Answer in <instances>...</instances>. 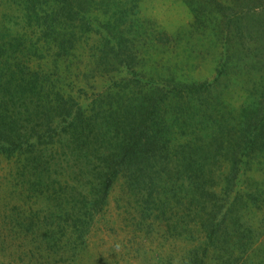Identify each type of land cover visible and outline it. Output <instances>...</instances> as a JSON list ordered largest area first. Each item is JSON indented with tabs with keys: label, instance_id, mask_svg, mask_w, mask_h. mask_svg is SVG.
I'll list each match as a JSON object with an SVG mask.
<instances>
[{
	"label": "rangeland",
	"instance_id": "rangeland-1",
	"mask_svg": "<svg viewBox=\"0 0 264 264\" xmlns=\"http://www.w3.org/2000/svg\"><path fill=\"white\" fill-rule=\"evenodd\" d=\"M36 1L0 0V112L21 103L18 122L56 138L0 156V264H264V152L242 150L253 133L241 129L249 112L264 121V0H67L72 19L54 15L60 0ZM69 99L102 110L95 129L62 132L53 109ZM147 108L168 147L152 197L118 176L92 205L112 122L126 131V113ZM217 138L244 154L236 169L210 165ZM235 201L240 232L228 222L235 239L209 241L203 209ZM219 215L210 230L224 239Z\"/></svg>",
	"mask_w": 264,
	"mask_h": 264
},
{
	"label": "trees",
	"instance_id": "trees-1",
	"mask_svg": "<svg viewBox=\"0 0 264 264\" xmlns=\"http://www.w3.org/2000/svg\"><path fill=\"white\" fill-rule=\"evenodd\" d=\"M28 1L29 3L31 2L32 6L38 3V1L36 0ZM60 1L61 2H59L58 7H54V15L61 17L68 16V18L72 19L70 17L71 10L69 2L67 0ZM27 5L29 6V4ZM217 8L220 15L222 17L224 16L225 21H227V23L229 24L232 20V17L230 15H225L224 11H221L219 7ZM33 14L34 18L36 19L38 15H36L34 12ZM237 15L234 17L237 20L234 19L233 23L239 20L241 14L238 13ZM45 17H47V15H45ZM8 55L9 50H6L4 45L0 46V58L1 56ZM36 84H38L36 81L28 83L27 86L29 87L26 91V94H38V91L36 92L35 90V88L37 87ZM10 85L11 84L8 83V87ZM14 88H16L17 91L18 89H20L21 92H23L24 90L21 84L15 85ZM3 92L6 93L5 91ZM24 98L26 99V97ZM62 102L63 101L56 103L53 110L56 117L62 119L63 127L61 128V130L66 135L70 134L71 137L79 136L80 133L84 132L85 130L95 129L94 127H97V125L100 123L98 119V113H101L102 110L100 111L98 109V111L95 112L91 110V113H88L86 115V111L83 113L80 106L75 104L74 101L69 99L65 102L64 105L62 104ZM16 105L14 107H16ZM260 110H262V108ZM23 111L24 109H22V104L19 103L18 109L15 110L14 113L13 111L12 113L10 112V116H8V114L0 112V156H3L4 159H11V157L15 153L24 151L27 148L26 146L31 143L33 137H36V142L41 144L46 142L45 136H48L47 142H49V144L54 141V135H47L46 132L38 131L40 128L39 123H35L33 125L34 127H30V130H27L26 126L23 124V118L21 119L22 124L19 123L18 120L20 119V117H22ZM107 111V116H110L112 111L110 109ZM150 112L151 111H149L148 108L146 109V112H144L145 114H137L134 111L127 112L125 116L129 120L130 126H127L128 128L126 131H118L116 129L115 123L112 122V130L119 133L115 138L116 141L113 142L116 143L113 145V150L108 152V157L106 160V162L108 163H106V168L92 169V175L95 178V185H93L97 187V193L95 195L92 194V190L94 188L93 186H90V192L88 193V196L90 197V199H88V202L92 205H96L98 203V201L96 202L97 198H99L101 205L105 203L108 192L118 176L124 178L127 183L130 184L129 186L133 189H139L141 191L143 190V187L146 186L144 188L148 190L147 198H150V191L152 190L151 182L158 174V172L156 171V167L158 166L157 163L164 158L165 149L168 148L167 146H165L167 142L165 136H163L161 133L160 135H158L156 130L152 128V124L154 122V110H152L151 115H149ZM42 113L43 111L41 110V112L37 113V117ZM14 116H16V118H14ZM261 119L263 118L249 112L246 122H241V129H243L244 126L246 128L244 130L245 133H253L249 144L242 150L249 149L251 151L252 149L257 148L263 149L262 151L264 152V121L262 123ZM51 131L52 130L49 129L47 132ZM231 138L229 139L227 144H222L220 138L211 141L213 145H211L210 149L213 150V153H209L212 156L210 158V165L214 166L217 162L220 163V157L223 156V158H226V161L231 163L232 168L236 169L237 164L240 160L239 157H241V155L243 156L244 154H240L237 146H234L232 144L233 138ZM33 154L34 152L31 151L26 155L34 158L35 155ZM29 167H32L30 161ZM197 175L198 176H196V179L198 180L199 174ZM21 176L23 178L25 177V175ZM209 179L210 177L207 179V181ZM228 180L229 178L225 179L226 184L228 183ZM90 184H92V182H90ZM72 189L73 187H70L69 191H71ZM225 191L226 186L222 189L223 193ZM211 195L213 196V201L215 202V195L213 193H211ZM204 198L205 197H202L201 200H204ZM236 206H238L237 201L231 204V207L228 206L225 212H222L223 208L221 206H217L216 203L214 204V208L211 211H206L205 208L203 209V211L205 210L207 214L203 211L202 213L211 218L206 219L204 223H201V225H204L205 229H207L206 236L209 241L212 242V240L219 239L224 243H227L229 239H235V236H232V233L229 232V229H227L225 225L230 222L231 227L235 231L240 232L242 226H239V220L236 218V209L234 208ZM219 214L222 217L219 221V227L221 228V230H224V239H222L221 236L216 233L218 229H214L212 231L210 230L211 227L215 226L214 220H216V216H218Z\"/></svg>",
	"mask_w": 264,
	"mask_h": 264
}]
</instances>
